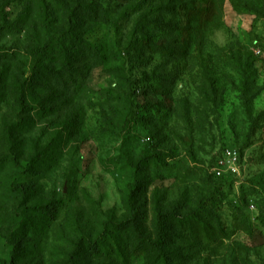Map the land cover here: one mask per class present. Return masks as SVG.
Returning <instances> with one entry per match:
<instances>
[{
  "label": "rangeland",
  "instance_id": "1",
  "mask_svg": "<svg viewBox=\"0 0 264 264\" xmlns=\"http://www.w3.org/2000/svg\"><path fill=\"white\" fill-rule=\"evenodd\" d=\"M100 2L109 21L86 23L88 51L74 50L67 70L58 72V58L39 56L40 95L52 89L54 111L33 102L29 127L12 133L23 158L38 157L43 167L26 206L9 193L12 170L0 174V263L23 242L20 264H64L79 236L98 240L104 224L127 218L124 201L140 180L149 230L154 207L171 216L172 264H264V0ZM58 11L55 0H0V50L9 57L0 60L8 79L0 137L26 118L15 88L34 76L32 41L35 32L44 38L39 13ZM19 13L31 16L11 27ZM137 103L155 108L152 125ZM226 150L236 151L238 174L217 176ZM60 200L56 220L41 223L43 207ZM122 243L127 264H152Z\"/></svg>",
  "mask_w": 264,
  "mask_h": 264
},
{
  "label": "trees",
  "instance_id": "2",
  "mask_svg": "<svg viewBox=\"0 0 264 264\" xmlns=\"http://www.w3.org/2000/svg\"><path fill=\"white\" fill-rule=\"evenodd\" d=\"M55 2L59 6V13H39V26L42 29L44 38L43 41H39V33L37 32H35V34L38 37L36 38V36H33L32 52L34 57V76L27 77L16 83L15 102L16 105L19 106V110L23 111L22 115L25 116L26 114V118H23L20 123L9 126L6 130H3L0 137V149L3 147L4 141L7 142L8 146V157L0 158V174L3 170H7V168L12 170L13 175L8 182L9 193L18 200L19 206H26V204H29L31 196L34 194L33 190L37 187L35 182L36 177L43 166L38 157L30 161L23 158V155L19 152V147L15 144L17 138H14L12 133H14L15 129L21 130L29 127V112L31 111V104L33 102L36 101V104L41 106V110L47 114L54 111L53 101L51 100L53 95L52 89L40 95L39 86L42 85V83L40 82L41 76L37 74L40 72L39 70L41 68L39 56L48 55L49 58H58L60 62L58 72L67 70L72 59L70 56H74V50H78V47H84L85 50L88 51L86 48L89 47V45L83 40L84 35L82 34V31L85 30L86 23L104 24L109 21V13H107L100 0H55ZM30 16L31 13H19L17 20L11 23L10 26L12 27V25L19 24L20 26L25 25V20ZM200 42L201 32L199 30V44ZM5 52L6 51L0 50V60L9 58ZM180 53L182 54L183 51ZM89 55L93 63H100L102 60L100 53L95 49H90ZM55 58L53 60H55ZM49 74L51 77L54 76L52 72ZM58 78L60 77L58 76ZM7 80L4 74L0 72V91L4 90ZM42 88L46 90L45 85H42ZM154 92L158 94V91ZM138 95L144 96L147 94L145 92L140 93L136 91L134 96ZM137 109H140L145 114V117H141L143 118L141 120L145 123L144 125H152L155 122V116L158 115H154L155 108L153 106L151 107L145 103H137L136 110ZM170 109L171 107L168 111H170ZM39 110L40 109H38L37 114L41 113ZM135 112L130 116L131 120H134L136 116ZM70 120L71 124L69 126L76 128L78 125V122H76L77 118L71 119L70 117ZM38 148L37 145L36 149L39 150ZM152 151L153 154L151 155V159L157 160L160 153H158L157 148L154 146H152ZM136 171H138V169ZM140 182V180L135 182L134 188H132L130 194L124 201L128 213L127 218L119 222L104 224L101 227V236L98 240H91L84 235L79 236L71 251L67 254L64 264H91V262L97 264V262L102 259H114L121 264H127L128 259L123 253L124 245L122 240H126L132 248L131 253L133 258H145L152 264H172L168 248L171 216L157 206L154 207L152 226L151 230H149L143 209L147 201H141L142 199L140 197L142 192L144 198H146L147 189L146 186L141 185ZM64 206L65 204L62 200L47 203L42 209L43 218L41 223H53ZM15 213L19 215L17 210H15ZM259 216L260 213L258 212L257 217ZM21 218L22 217L17 220L18 226L21 225V227H23L25 221ZM18 226L13 229L14 232L19 229ZM30 230L32 232V228ZM22 243L23 242L13 247L11 251V261L8 264H20L23 254L22 249L25 246Z\"/></svg>",
  "mask_w": 264,
  "mask_h": 264
},
{
  "label": "built area",
  "instance_id": "3",
  "mask_svg": "<svg viewBox=\"0 0 264 264\" xmlns=\"http://www.w3.org/2000/svg\"><path fill=\"white\" fill-rule=\"evenodd\" d=\"M238 161L239 157L234 150H226L216 163V168L213 172L215 175L221 176V174H238Z\"/></svg>",
  "mask_w": 264,
  "mask_h": 264
}]
</instances>
